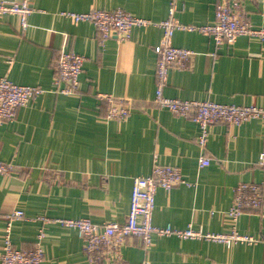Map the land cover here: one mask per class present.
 I'll return each mask as SVG.
<instances>
[{"label":"crops","instance_id":"1","mask_svg":"<svg viewBox=\"0 0 264 264\" xmlns=\"http://www.w3.org/2000/svg\"><path fill=\"white\" fill-rule=\"evenodd\" d=\"M30 1L35 11L27 30L16 15L0 20V77L44 90L20 107L13 121L0 123V160L14 168L10 176H0V254L5 215L21 209L28 219L15 222L12 241L18 248L32 249L44 228L43 264H264V201L260 209L246 210L236 221L227 214L237 184L258 182L264 188V165L259 164L264 119L239 126L212 124L202 150L197 123L153 102L160 27L135 26L127 41L113 35L102 42L93 23H75L61 14L123 9L161 22L168 16L169 1ZM219 1L178 0L176 16L185 24H212ZM241 1L250 22L264 26V0ZM172 42L195 55L189 68L169 71L166 96L264 107V41L240 36L233 44L216 46L210 36L178 30ZM61 49L86 58L79 89L72 94L54 91L55 58ZM99 93L130 100V117L108 120ZM202 152L211 163L200 169ZM155 157L160 164L179 167L189 183L157 190L155 226H192L216 233L236 227L258 242L226 246L154 235L146 248L133 237L126 240L119 260L102 257L90 262L78 232L54 220L125 222L133 179L150 175ZM38 216L50 220H33Z\"/></svg>","mask_w":264,"mask_h":264},{"label":"built area","instance_id":"2","mask_svg":"<svg viewBox=\"0 0 264 264\" xmlns=\"http://www.w3.org/2000/svg\"><path fill=\"white\" fill-rule=\"evenodd\" d=\"M168 16L161 22L134 16L123 9L103 10L92 8L87 12H62L63 16L73 22L89 21L94 24L99 39L104 42L113 35L120 41L131 38L135 26H157L162 29V38L155 47L158 55L156 66V88L153 102L166 108L173 114L190 118L200 128L197 143L205 150L210 135V126L215 123H227L239 126L252 119H264V107L256 105L224 104L210 100H184L171 98L164 94L168 83L169 71L190 67L195 52L191 49L177 47L172 38L176 31H196L213 38L216 46L233 44L240 36H249L264 41V26H255L247 18L241 0H221L215 6V22L206 25L185 24L177 16L178 0H168ZM35 11L30 0H0V20L6 14L16 15L22 30L29 27L28 17ZM85 56L74 51L61 49L56 58L54 91L61 94L77 92L80 75L83 72ZM39 86L16 84L7 77H0V123L13 121L20 107L43 93ZM98 98L105 104V117L108 120L122 121L130 117L132 104L130 100H118L110 94L99 93ZM211 163V157L201 153L199 168ZM259 164L264 165V152L259 156ZM14 172L12 164L0 160V176H10ZM180 184H189L177 166L164 165L154 158L150 175H140L133 179L130 210L125 222L107 221L95 223L87 217L57 218L54 221L64 227L75 229L83 241V249L90 262H97L102 257L106 260H119L122 248L128 238H139L144 247H150L153 236L176 235L181 238L209 240L231 246L237 243L253 244L258 239L252 235L240 233L236 227L224 232H204L188 226L183 229L172 226H155L152 223L155 208V196L159 188L170 191ZM264 201V188L258 182H240L234 187L233 200L227 214L233 220L246 210H258ZM2 211L0 209V217ZM5 218V233L0 264H43L44 250L42 242L46 237L44 228H40L36 244L32 249L18 248L14 245L11 232L15 222L28 217L21 209H14ZM30 219V218H29ZM33 220L47 223V216H38ZM141 264H151L145 260Z\"/></svg>","mask_w":264,"mask_h":264}]
</instances>
